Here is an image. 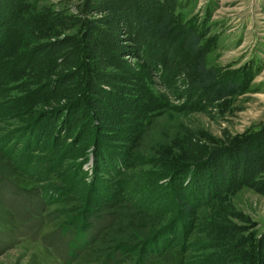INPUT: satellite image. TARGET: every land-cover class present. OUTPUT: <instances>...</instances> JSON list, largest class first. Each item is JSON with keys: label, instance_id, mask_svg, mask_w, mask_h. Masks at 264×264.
I'll use <instances>...</instances> for the list:
<instances>
[{"label": "rangeland", "instance_id": "rangeland-1", "mask_svg": "<svg viewBox=\"0 0 264 264\" xmlns=\"http://www.w3.org/2000/svg\"><path fill=\"white\" fill-rule=\"evenodd\" d=\"M18 8L0 25V264H264V154L252 185L190 213L170 177L264 135V0ZM162 20L169 39L146 37ZM191 32L223 89L195 86Z\"/></svg>", "mask_w": 264, "mask_h": 264}, {"label": "trees", "instance_id": "trees-1", "mask_svg": "<svg viewBox=\"0 0 264 264\" xmlns=\"http://www.w3.org/2000/svg\"><path fill=\"white\" fill-rule=\"evenodd\" d=\"M21 3L22 0H0V25H5L11 14L15 15ZM141 22L142 20L140 24ZM145 25L149 27L148 30L150 31L145 32V35H147L146 37L149 36L150 39L152 38L150 37V33L164 39H169V36L174 33V29L166 27V21L163 20L156 25ZM175 40L179 41L176 47L177 45L178 47L180 46L181 50L195 57L193 71L195 76L194 82L197 88L216 89V87H220L221 85L223 89V85L227 86L222 81L216 80L213 68L206 66L204 62L206 53L200 45V38L197 34L193 32L182 34V36L177 37ZM162 53V50L155 52L157 56L154 58L157 61H162ZM170 56H173V52H171ZM142 89H145L144 86H142ZM220 95L223 96L225 94ZM257 141L259 143H256ZM263 147L264 135L257 136L256 138L248 136L247 139L231 145L213 147L203 158L195 161L194 165H191V163L190 167L186 165L182 166L186 168H174L170 177L177 178L178 174L184 178V174H186L187 179V183L183 187L185 189L184 192L177 191L178 188L176 187H180L178 184H175V188L172 187V196L175 197L176 203L182 208L183 212L190 213L194 205H202L208 202L227 188L237 186L238 184L252 185L249 184L250 182H247L246 174L250 169H254L251 167L252 164L258 163L262 154H264L263 151L260 154L258 151V149H262Z\"/></svg>", "mask_w": 264, "mask_h": 264}]
</instances>
